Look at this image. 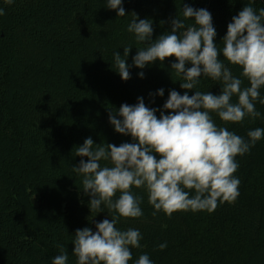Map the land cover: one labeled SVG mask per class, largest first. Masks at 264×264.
<instances>
[{"label":"trees","instance_id":"16d2710c","mask_svg":"<svg viewBox=\"0 0 264 264\" xmlns=\"http://www.w3.org/2000/svg\"><path fill=\"white\" fill-rule=\"evenodd\" d=\"M247 3L122 0L126 16L119 17L117 10L106 7L107 0H15L12 5L0 0L6 13L0 16V264H52L60 254L58 245L67 251V264H76L75 231H95V223L111 214L107 217L103 205L104 212L90 213L82 176L72 170L88 158L75 156V147L88 137L96 144L133 142L114 131L110 110L135 105L138 97L146 106L162 109L170 90L185 91L170 69L174 57L144 69L133 66L132 57L143 45L127 31L131 14L151 19L156 39L171 30L170 21L183 4L205 8L212 14L219 45L232 17ZM253 7L264 8V0ZM126 46H132L126 61L131 78L124 81L115 71L114 53L123 57ZM224 62L240 76L239 67ZM200 79L196 90L220 94V81ZM243 86H249L247 80ZM159 89H164L163 97L155 95ZM260 91L264 97V88ZM256 110L260 118L245 117L238 124L212 116L218 126L247 140L249 130L264 128V105L256 102ZM236 162L239 196L233 203H218L211 213L175 212L169 218L161 211L153 216L146 190L133 187L132 193L143 197V215L121 218L117 224L142 235V247L131 249L129 264L142 254L153 264H264V137ZM165 242L167 247L160 250L158 245Z\"/></svg>","mask_w":264,"mask_h":264},{"label":"clouds","instance_id":"9594fccd","mask_svg":"<svg viewBox=\"0 0 264 264\" xmlns=\"http://www.w3.org/2000/svg\"><path fill=\"white\" fill-rule=\"evenodd\" d=\"M14 2L4 0L7 5ZM255 2L248 0L232 17L220 43L222 47L215 42L212 14L205 8L183 4L181 13L170 21L171 30L156 39L153 21L131 14L127 31L134 34L137 44L143 45L132 57L133 66L144 69L174 57L170 69L181 78L176 81L185 91L181 94L170 90L162 109L150 108L138 97L135 105L125 103L118 111L110 110L109 122L114 131L130 136L133 142L119 146L96 144L88 137L75 147V156L88 158L81 159L72 170L82 176V192L90 197V213L104 212L103 205L108 210L107 217L111 214L110 219L95 223V231L90 227L75 231L72 254L76 264H129L131 249L142 247L138 229L117 227L121 218L143 215V197L134 195L133 187L146 190L153 216L163 211L169 218L175 212L211 213L218 203L237 199L240 180L234 175L239 167L236 157L248 153L264 137V128L249 130L245 140L227 127L218 126L212 113L225 124L261 117L256 102L264 105L260 91L264 88V8L255 9ZM106 7L117 10L119 17L126 16L122 0H107ZM5 14L0 8V16ZM123 49V57L114 53V66L121 79L127 81L131 76L126 61L132 46ZM224 61L239 67L240 76H234ZM138 75L143 78L144 72ZM202 76L220 81V94L196 90ZM245 80L249 86H243ZM193 90L194 94L189 95ZM155 95L163 97L164 89ZM117 192L119 198L114 199ZM58 247L60 254L52 264H67L65 247ZM166 247V242L158 245L160 250ZM135 264L153 261L142 254Z\"/></svg>","mask_w":264,"mask_h":264},{"label":"water","instance_id":"95a60500","mask_svg":"<svg viewBox=\"0 0 264 264\" xmlns=\"http://www.w3.org/2000/svg\"><path fill=\"white\" fill-rule=\"evenodd\" d=\"M32 202H33L36 206L39 205L35 197L32 198Z\"/></svg>","mask_w":264,"mask_h":264}]
</instances>
